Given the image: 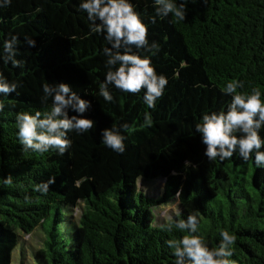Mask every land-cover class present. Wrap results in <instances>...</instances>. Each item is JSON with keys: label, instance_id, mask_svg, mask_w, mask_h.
Returning <instances> with one entry per match:
<instances>
[{"label": "trees", "instance_id": "16d2710c", "mask_svg": "<svg viewBox=\"0 0 264 264\" xmlns=\"http://www.w3.org/2000/svg\"><path fill=\"white\" fill-rule=\"evenodd\" d=\"M81 2L11 0L0 7V57L15 35V58L23 62L15 68L0 59V72L19 85L18 95H0V264H12L23 237L38 227L47 234L35 252L39 264H175L165 242L189 233L162 226L190 214L200 221L195 234L210 248L227 230L237 237L229 259L264 264V167H256L255 153L244 161L238 150L231 159L209 161L195 132L205 113L227 111L232 97L221 89L229 81L244 83L238 92L257 87L264 94V0H192L179 23L171 14L157 16L154 0H131L148 25L149 43L157 45L133 51L149 56L168 79L154 109L143 91L131 95L109 85L113 101L99 95L108 71L103 49L111 45L91 33ZM60 82L91 101L84 115L95 126L69 132L72 144L63 155L22 151L17 113L49 110L43 85ZM146 112L150 128L141 126ZM125 123L127 129L120 127ZM105 128L125 137L123 154L104 145ZM8 176L10 185L3 182ZM50 177L55 183L47 194L34 190ZM141 179L164 180L163 192L143 191ZM172 203L180 214L155 220L154 209Z\"/></svg>", "mask_w": 264, "mask_h": 264}, {"label": "clouds", "instance_id": "9594fccd", "mask_svg": "<svg viewBox=\"0 0 264 264\" xmlns=\"http://www.w3.org/2000/svg\"><path fill=\"white\" fill-rule=\"evenodd\" d=\"M192 0H154L156 15L167 17L171 14L173 22L179 23L186 19V9ZM11 0H2L0 7H8ZM79 8L87 13L91 21V33L102 34L111 45L105 47L103 53L106 60L105 80L99 86V95L107 102L113 101L109 91L112 85L121 92L137 95L144 92V102L149 109L156 107L157 100L165 94L168 79L158 74L149 56H141L136 50L151 51L156 48L155 42L149 43L148 25L141 19L131 0H82ZM155 19L152 23H155ZM18 37L13 35L3 43V59L13 67H22L23 62L17 60L16 46ZM30 47L36 46L34 39H27ZM18 83L9 82L3 72H0V95L10 96L17 93ZM242 81H229L221 91L232 97L227 111L205 113L201 123L195 125V132L200 134L201 143L205 146L203 155L209 161L219 158L221 161L231 159L239 151L241 159L248 161L255 153L256 167H264V139L260 129L264 127V99L260 89L253 87L251 93L238 92L242 89ZM43 100L52 98L49 110L33 113L20 112L16 115L17 139L22 145V151H31L44 155L56 151L63 155L71 147L69 132L77 134L89 132L96 124L84 114L92 107L89 100L82 99L72 91L70 84L65 82L55 85H43ZM19 93H17L18 95ZM4 104L0 102V114L4 112ZM70 112L76 113L70 115ZM151 113L144 114L142 127H152ZM120 127L127 129L125 123ZM239 133L240 135H237ZM104 145L114 152L123 154L126 150L125 137L118 128L103 129ZM6 185L12 183L8 176L3 181ZM55 183V177L34 186V190L47 194L49 186ZM29 197H25L28 202ZM179 215V211L176 213ZM200 221L195 215H188L186 220H175L163 225L164 230L173 229L188 232L180 239H170L165 243L173 250L175 264H235L229 259L233 255V246L237 237L227 230H221V240L217 247L210 248L203 237L196 235Z\"/></svg>", "mask_w": 264, "mask_h": 264}, {"label": "rangeland", "instance_id": "374dc122", "mask_svg": "<svg viewBox=\"0 0 264 264\" xmlns=\"http://www.w3.org/2000/svg\"><path fill=\"white\" fill-rule=\"evenodd\" d=\"M139 183V187L147 193L160 194L163 192L164 180L154 181L141 179ZM177 211V203L165 205L160 208L157 207L154 209L155 220H157L158 216H165L166 219L170 218ZM42 237L47 238V234L41 227L35 229L32 234L23 237L19 246L13 252L12 264H39L35 252L43 246V242H41Z\"/></svg>", "mask_w": 264, "mask_h": 264}]
</instances>
